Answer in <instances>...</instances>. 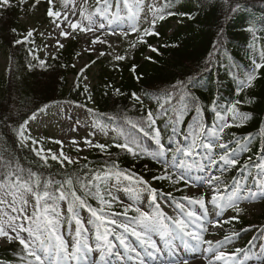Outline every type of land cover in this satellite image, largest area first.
Returning a JSON list of instances; mask_svg holds the SVG:
<instances>
[{
  "label": "trees",
  "instance_id": "trees-1",
  "mask_svg": "<svg viewBox=\"0 0 264 264\" xmlns=\"http://www.w3.org/2000/svg\"><path fill=\"white\" fill-rule=\"evenodd\" d=\"M17 3L18 0H13L14 5ZM240 3L239 11L229 13L223 0H161L157 10H161L163 14L171 10L176 14L166 16L162 21L157 20L154 31L158 35L145 36L144 42H138L137 38L134 41L135 47L119 52L118 54L126 56L125 60L115 61L114 55L98 57L95 60L96 74L92 86L86 84L73 67L74 57L79 51L76 38L70 39L63 49H59L46 60L47 67L29 69L28 63H37L32 59L29 50L39 56L36 50L37 38L32 36L23 45L14 43V38L22 39L26 35L25 26L20 19L26 8L21 5L2 10L0 48L6 51L8 64L5 74L0 76V177L22 169V175L27 179L29 171L34 172L41 178V191L43 183L49 178L53 181H64L71 177L72 189L65 184V192L75 190L77 195L85 199L87 205L75 207V214L80 221L84 210L91 213L89 207L101 208L94 195H86L77 182V178H90L96 171H120L133 178L150 179L151 187L158 190L157 199L161 195L181 197L185 194V181L173 184L172 180L153 177L165 174L162 161L169 163L177 140L183 144L191 143L192 129L189 125L194 120L201 121L206 126V141L212 127L221 123L216 116V112L221 111L223 123L232 125L225 127L220 134L221 142H230L229 152L237 148L236 141L248 146L247 151L240 153V164L224 171L225 182L228 184L236 178L244 179L242 186H249L251 182L250 187L257 190L254 179L261 170L255 165L264 158V68L256 70V79L250 88L241 89V81L247 73L253 71V59L259 63V53L264 51V24L261 23L264 21V0H240ZM253 22L256 27L255 36L247 30ZM145 23V26H141L142 29L148 27V22ZM11 28H16L17 33H12ZM152 45L154 46L151 48ZM69 75L73 78H69ZM179 82H184L183 86ZM85 87L87 91L84 90ZM116 89L120 90L119 95L116 94ZM133 92L141 97L142 103L133 101ZM165 92L172 94L173 105L177 104L180 95L190 94L196 99L201 112L197 114L195 107L190 106L183 113L182 122L173 125L169 121V116L175 117L171 108L167 115H161L157 103V97H160V103H164ZM237 100L241 103L237 105L238 116L234 119L233 114L224 109ZM59 102L81 107L92 106L95 119L103 123H114L120 140L101 143L106 145L103 151L94 147L82 162L61 165L48 157L45 165L41 156L33 151L36 149L35 143H26L18 135V127L25 120L29 121L31 113L38 108ZM148 111L154 114V128L160 130V140L166 149V155L159 159H154L151 155L157 149L151 131L145 127L150 132L145 136L139 129H132L127 124V119L133 122L144 120L146 123ZM121 130L125 133L131 131L145 151L133 155L116 147L118 143L124 142L120 135ZM196 152L198 155L188 158L181 153L175 154L174 164L168 169L173 180L178 172L182 173V168L178 167L181 160L186 165H193L186 172L189 177L192 174L220 175L223 162L217 159L215 165L210 164L206 159L205 149L198 148ZM220 154L223 153L217 147L213 153L214 158ZM249 157L251 164L245 168L244 162ZM196 163H200V167L195 166ZM251 173L254 179L250 178ZM12 178L15 179V176ZM107 182H103L100 187L104 198L111 201L110 207L103 206L105 211L113 215L118 213L123 223H130V217L136 213L129 211L128 218L121 215L124 209L107 196ZM59 187L58 183H53L49 191L54 192ZM233 187V184L229 185L227 190ZM55 195L59 196V192H55ZM70 200L69 195V199L65 200L67 207ZM245 212L238 214V220L224 223V227L232 231L244 230L245 233L254 223L264 224V210L255 220L246 219ZM232 213L237 215L234 211ZM63 223L77 227L68 211ZM29 258L31 257H27L22 246L9 244L0 247V264H17Z\"/></svg>",
  "mask_w": 264,
  "mask_h": 264
},
{
  "label": "snow or ice",
  "instance_id": "snow-or-ice-1",
  "mask_svg": "<svg viewBox=\"0 0 264 264\" xmlns=\"http://www.w3.org/2000/svg\"><path fill=\"white\" fill-rule=\"evenodd\" d=\"M41 0H33L29 5V0H18L16 5L13 4V0H0V14L2 10L11 9L16 6L29 5L32 9H35ZM48 7L46 8V15L51 19L53 26L57 29L58 37H63L65 39L73 37L76 31L83 33L92 32L95 34L98 31H103L106 27L104 23L96 25L95 13H100L106 17L111 11L112 5L109 4V0H97V6L95 12H87L86 9L80 10V19L71 20L69 19L68 12L61 13L60 11L53 10V0H46ZM62 5L67 8L68 0H61ZM123 5L127 9V18L132 21L128 26L129 30L132 33H137L138 42H144L145 36L158 35L154 31L157 20H164L166 16H172L176 13L169 10L166 14H163L161 10L152 9L153 16L148 21V27L141 28L139 24V12L141 10L140 5L142 0H122ZM103 4L104 7L101 8L100 5ZM223 4L227 6V12L234 13L240 10L241 3L240 0H223ZM117 8H119L120 0H116ZM75 9V6H73ZM75 15V10L73 11ZM180 15H186V13H180ZM62 18V23L58 22ZM124 16L119 15V13L112 14L109 17V24L114 20H123ZM264 24V21H261ZM119 27V25H117ZM249 32L253 33L255 36L256 27L255 22L251 23L247 29ZM12 33H17L16 28H11ZM142 32V35H141ZM111 35H120L127 37L129 32L121 29L119 33L112 31ZM43 35V34H41ZM33 36V30L29 29L26 32V35L22 39H15L14 43L16 45H23L28 42L29 39ZM107 40L101 39L100 36L96 35L94 39L91 40V44H106ZM136 42H130V47H135ZM56 45L58 48L63 49L65 47L59 39L56 40ZM111 47V45H109ZM156 51L155 48L152 49ZM88 51H96L95 48L90 47ZM29 54L32 56L34 61H37L36 64L28 63L27 67L32 69L34 67H47L46 61L39 56L35 55L31 50ZM77 56L81 53H76ZM98 55H105V53L100 52ZM56 58V57H53ZM115 61H123L126 59L125 55L115 54ZM260 62L258 63L253 59V71L245 75V79L241 81V89L250 88L253 84V81L256 79L255 72L258 69L264 68V51L259 53ZM75 67V65H73ZM85 69H81V73ZM135 71V68H133ZM183 86L184 82H179ZM192 83V81H189ZM87 91V87L84 89ZM175 90V88H174ZM116 94H120V90L116 89ZM132 99L134 102L142 103L141 97L138 96L135 92L131 93ZM91 99V96H89ZM173 96L169 92L164 93V103H160V97H157V103L161 109V115H167L169 108L175 114V117L169 116V121L175 125L182 122L183 113L189 110L190 106L195 107L197 114L201 112L199 104L196 102V99L191 97L190 94L185 93L179 96V100L176 105L172 104ZM241 101L237 100L233 102L227 109H224L226 112L233 114V118H237L238 109L237 105ZM168 105V107H165ZM48 105H44L37 109L38 112H44L47 109ZM215 108L216 106L213 105ZM37 111H34L29 116V120H35L37 118ZM217 118L221 121L220 124H215L210 133L209 138L205 141L204 133L207 128L201 121L194 120L189 127L192 129L191 132V143L183 144L179 140L176 141V148L173 150V159L175 160V154L181 153L185 158L198 155L196 149L203 148L205 149V156L207 161L210 164L215 165L217 159L220 162H223V168L221 169L220 175H212L209 177L203 178V182L206 183L209 187V190L212 192L210 203L216 208L217 213H222L225 209H231L237 215L230 217L225 223H231L233 220L239 219V213L246 211L245 208L239 206L241 200H255L257 198L264 200V158L261 162L256 164L255 167L260 169L257 178L254 179V184L257 187V191L253 192L252 190L241 191L239 187L235 188L231 194L225 195L222 191V187H226L227 184L223 180L224 171L229 170V167L235 168L240 164L239 156L243 151L248 150L247 144H242L241 141H236L237 148L232 149L231 152L228 151L230 148L229 143L221 142L222 137L221 133L224 131L225 127H231V124L223 123L224 117L221 115V111L216 112ZM156 121L154 119V114L152 111L147 112L146 123L144 120L133 122L130 119H127V124L131 126L132 129H139L145 136L150 134L149 131L145 130L147 127L151 133L152 138L157 145V149L151 153L154 159H159L162 156L166 155L165 146L161 143L160 140V130L154 128ZM28 125V120H25L23 123L19 124L18 135L25 139V128ZM143 125V126H142ZM120 135L123 136L124 142L118 143L116 147L125 149L133 155H137L138 152H143V149L136 136L132 134L131 131L125 133L123 130L120 131ZM58 143H62L59 142ZM85 143L89 146H93L92 142L85 140ZM94 147L99 148L100 150H105V144H95ZM219 148L223 154L218 155L214 158V150ZM36 155L41 156V159L45 165L48 163V157L41 155L43 149L36 150ZM51 159L58 161L61 165L65 162L71 164L75 163L69 156L64 155L63 151L60 152L59 156L56 154L51 155ZM251 164V157L248 161L244 162V167L248 168ZM162 166L164 168L165 174L160 177H153V179H168L172 180L173 184H178L181 181H185L186 186L188 184V178L183 174H176L175 180H173L172 175L169 174L168 169L170 167L168 161H162ZM193 165L185 164L184 160L180 161L179 168H191ZM197 167H200V163H196ZM23 170H18L17 173H6L5 176L0 177V239H3L6 243H11L18 241L22 246L23 251L26 253L27 257H31L28 261V264H46V261L43 259V254L54 255L59 261L61 258L65 261V264H72V261H75L76 264H101L103 258L108 254H113L118 257L122 264H130L131 261H135L136 264H148L147 258L151 257L153 259L157 258L162 249L158 245L157 241L153 239L154 235H159L161 239L164 240L165 245L170 244L171 239L176 235V231L180 234V239L184 242L185 246H189L187 241L184 240L185 237L191 238V240L196 242L197 246L207 245L203 249L204 253L210 254L211 258H207V264H217L218 261L228 264V261L231 260L232 256L235 253H228L223 250L222 242L205 239L203 233L208 230L205 226L206 224L215 228L219 225V221L207 220L208 210L205 208L204 212L197 214L193 210H188L185 208V205L180 202L175 203V208L177 209V215L175 217L166 216L162 211L160 205L156 202L158 196V190L152 188L147 181H144L142 178L136 180V184L129 188L128 191L135 196V200L132 204L125 206L124 211L121 215L128 218L129 211L135 212L136 215L130 217V223H123L114 218H109V213L104 209V205L111 206V201H108L104 198V195L100 191L101 184L107 182L113 177L116 180H120L121 177L128 181H132L133 177L131 175H125L123 172L117 171L113 173L111 170L105 171H96L91 174V177H85L84 180L77 178L79 187L84 190L86 195H94V197L99 201L101 208L95 209L90 208L89 211L92 214V219L89 220V223L93 226L95 243L94 246L90 243L87 229L82 227V222L75 214L76 206H87L85 199L76 194L75 190H71L66 193L64 190L65 184L69 189H72L73 180L71 177L66 178L64 181H53L49 178L43 183V190L41 191V178L34 172L29 171L27 174V179L22 175ZM15 176V179L12 177ZM53 183H58L59 188L55 189L54 192L49 191V187ZM55 192H59V196L55 195ZM142 192L149 193L150 200L153 203L152 211H144L140 206H136V201L139 200L140 194ZM31 194L35 198L34 211L29 214L27 212V205L29 203L28 196ZM69 195L71 200L68 203L67 211L72 214V219L75 220L77 225L76 230V240L72 245V250L69 251L68 244L64 239L57 234V226L59 224L60 211L57 205L58 200H68ZM170 195V193H169ZM183 199L188 201L189 204H198L202 208L205 206V197L200 195L199 198H192L189 196H184ZM49 201H51L49 203ZM221 201L223 203L221 204ZM35 209H39L36 211ZM10 210V211H9ZM15 213V215H13ZM6 217V219H5ZM171 220L172 224L167 225L164 223V220ZM27 221V224L24 222ZM123 229V232H118L116 227ZM172 225L175 226L173 230ZM23 233H27V238H25ZM125 233H131L136 240L143 245L142 251L138 250L133 246L129 241ZM238 235L233 232L232 236L225 235L224 241H228L231 238ZM110 236H114L115 240L119 242V245L122 246L124 252H119L116 250L117 246L110 239ZM239 251V250H237ZM99 253V259L90 262L89 254ZM124 253H127L125 256ZM143 253V254H142ZM21 259H24L23 257ZM162 264H168L167 261H162ZM180 264H189L187 259L180 262Z\"/></svg>",
  "mask_w": 264,
  "mask_h": 264
},
{
  "label": "rangeland",
  "instance_id": "rangeland-1",
  "mask_svg": "<svg viewBox=\"0 0 264 264\" xmlns=\"http://www.w3.org/2000/svg\"><path fill=\"white\" fill-rule=\"evenodd\" d=\"M33 0H29V5ZM160 0H142L140 5L139 12V24L140 26H145L152 16V9H156ZM109 4L112 5L109 15L106 17L100 13H95L96 25L104 23L106 25L105 29L101 32L98 31L95 34L92 32L83 33L76 31L73 35L79 41V53L81 55L74 58V65L76 70L85 78V81L88 85L93 84V77L96 74V64L95 59L101 55L98 53L103 52L105 55H115L127 48L130 50V42H134L138 36L137 33H132L129 30V25L132 23L130 19L127 18V9L123 5L122 0H120L119 8H117L116 0H109ZM29 5H23L26 8V11L20 16L21 21L23 22L26 32L29 29L33 30V36H36L38 40L37 52H39L42 59H49L57 51L58 47L56 45V40L59 39L64 45L71 38L65 39L63 37H58L57 29L53 26L51 19L46 15V8L48 4L46 0H41L40 4L32 9ZM75 6V9L73 8ZM97 6V0H68L67 8H65L61 0H53V10L60 11L61 13L68 12L69 19L79 20L80 19V10L86 9L87 12H95ZM101 8L104 7L103 4L100 5ZM75 10V15L73 11ZM119 13V15L124 16L123 20H114L109 24L108 20L112 14ZM62 23V18L60 21ZM119 25V27H117ZM121 29L128 31L129 34L127 37L120 35H111L112 31L119 33ZM43 34V35H41ZM100 36L101 39L107 40L106 44H91V40L95 36ZM111 45V47H109ZM92 47L96 51H88ZM7 55L6 51L0 48V76H3L7 68ZM85 69L81 73V69ZM27 135V142L31 143L34 140H38L37 149H43L41 154L45 156H50L56 154L59 156L60 152L63 151L64 155L69 156L73 161L78 162L84 159L89 150L97 143L100 142H110L117 137V131L111 124H101L99 121L93 119V114L90 108L78 107L68 103H59L49 108L47 112L37 114L35 120L28 122L27 127L24 130ZM92 142L93 146H89L85 143V140ZM62 142V143H58ZM172 159V158H171ZM169 163L172 165V160H169ZM186 169V167L184 168ZM181 173V172H180ZM188 178V184L186 188V194L184 196H189L194 198L195 196L204 195L205 197V206L202 208L198 204H189L188 201H185L183 198H172V197H163L161 201H156L162 211L166 216L175 217L177 215V209L175 208V203L180 202L185 205V208L188 210H193L197 214L204 212L205 208L208 210L206 219L219 221V225L215 228L206 224L208 228L206 232L203 233L205 239L222 242L221 250L228 253H235L232 256L231 260L228 261V264H264V224L254 223L249 227V231H232L231 229H224L223 224L225 220L229 219L232 216L231 209H225L222 213H217L216 208L210 203L212 192L209 190V187L206 183L203 182V178L209 176H200L198 174H192L188 176L183 173ZM250 178L254 179L253 173L250 174ZM137 179L128 181L126 179L122 180H111L107 188V193L109 197L117 201L121 206L125 207L129 204H132L135 200V196L128 191V189H123L122 186H130L131 188L136 184ZM224 180V178H223ZM149 181V180H144ZM244 179H234L229 182V185H234L230 190H227L226 187H222L221 191L225 195H229L232 191L240 185L241 191H248L249 189L253 192H256L254 188L249 186H242L244 184ZM149 184V182H148ZM183 196V197H184ZM29 203L27 205V212L31 214L34 211L35 198L29 194L28 196ZM222 204V201H221ZM136 206H140L144 211H152L153 203L150 200L149 193L142 192L140 194L139 200L136 201ZM239 206L246 209L245 217L248 220H255L264 210V200L259 198L255 200H241ZM58 208L60 211L59 220L63 218L65 212V205L62 201L58 202ZM37 211V209H35ZM10 211V210H9ZM15 215V213H13ZM109 218H114L120 221L118 218L109 216ZM6 219V217H5ZM92 219V215L83 212L81 216L82 227L87 229L90 243H95L93 226L89 223V220ZM27 224V221L24 222ZM164 223L171 225V220H164ZM116 227L118 232H123L122 229ZM174 231L175 226L172 225ZM76 230L77 228L71 225H63L57 229V234L60 235L64 241L69 246V251L72 250V245L76 240ZM235 232L238 235L231 238L228 241H224V236H232V233ZM22 235L27 238V233ZM128 238V241L135 246L138 250L142 251L143 245H141L131 233H125ZM158 245L161 247V254L153 259L151 257L147 258L148 264H162V261H167L168 264H180L181 261L187 259L189 264H207V258H211L210 254L204 253L203 249L207 245L197 246L196 242L191 240V238L185 237L184 240L187 241L189 246H185L184 242L180 239V234L176 231V235L171 239L168 246L165 245L163 239L159 235H154ZM113 242L117 246V251L124 252L122 246L119 245V242L113 237ZM19 244L18 241H14ZM8 243L4 242L3 239H0V246H4ZM239 250V251H237ZM125 256L127 253H124ZM143 254V253H142ZM107 256V255H106ZM104 257L101 264H122L116 255L113 257ZM43 259L46 261V264H65V261L61 258L59 261L54 255L43 254ZM99 259V253L89 254V261H95ZM30 259L18 263V264H28ZM108 260V263L106 262ZM72 264H76L75 261H72ZM130 264H136L135 261H131ZM217 264H224L222 261H218Z\"/></svg>",
  "mask_w": 264,
  "mask_h": 264
}]
</instances>
